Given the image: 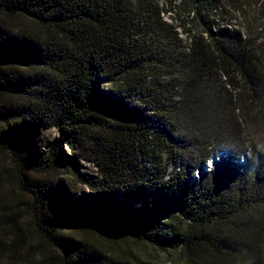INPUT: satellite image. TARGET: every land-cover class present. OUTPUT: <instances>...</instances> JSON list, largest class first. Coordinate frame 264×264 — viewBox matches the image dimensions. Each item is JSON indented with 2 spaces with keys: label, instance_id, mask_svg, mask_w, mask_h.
Returning <instances> with one entry per match:
<instances>
[{
  "label": "trees",
  "instance_id": "16d2710c",
  "mask_svg": "<svg viewBox=\"0 0 264 264\" xmlns=\"http://www.w3.org/2000/svg\"><path fill=\"white\" fill-rule=\"evenodd\" d=\"M166 5L0 0V181L28 198L0 186V245L32 232L53 264H158L91 233L173 264H264V48L220 23L221 0Z\"/></svg>",
  "mask_w": 264,
  "mask_h": 264
},
{
  "label": "rangeland",
  "instance_id": "374dc122",
  "mask_svg": "<svg viewBox=\"0 0 264 264\" xmlns=\"http://www.w3.org/2000/svg\"><path fill=\"white\" fill-rule=\"evenodd\" d=\"M158 1L161 7H166L167 0ZM222 1V17L220 23L230 29L240 31L246 36L250 37L260 48H264V0H221ZM165 18L178 28L181 32L176 41V46L179 53H184L187 48V41L185 35L182 33L181 21L178 17L170 19V14L165 13ZM196 30L195 24L192 26ZM161 82L167 86L169 79L163 78ZM256 138H264V127L252 131ZM54 134V132L52 133ZM68 151V149H67ZM8 166L7 157L0 155V170H6ZM172 164L171 168H174ZM211 167V164H208ZM82 171L87 172L93 176H99L97 170L92 165L84 164ZM11 172V171H10ZM66 178L68 181L75 183L81 188V185L76 179L68 173ZM5 177L0 181L1 190L4 193L10 194L18 198L20 203H27L28 198L21 195L15 184L8 182ZM9 231L3 230L0 232V240L8 236ZM30 241L20 250L16 247H11L8 242L0 245V264H53L56 256V251L51 247H47L39 237L30 232ZM86 240H91L95 245L101 246L109 254L125 258H137L142 260H149L158 264H173L174 255L170 252H165L153 248L152 246L142 244L134 241L131 237L119 238L116 242L107 243L101 241L94 234L85 233L81 235ZM4 241V240H3ZM17 251V253H16ZM264 261V256H263ZM50 262V263H48Z\"/></svg>",
  "mask_w": 264,
  "mask_h": 264
},
{
  "label": "clouds",
  "instance_id": "9594fccd",
  "mask_svg": "<svg viewBox=\"0 0 264 264\" xmlns=\"http://www.w3.org/2000/svg\"><path fill=\"white\" fill-rule=\"evenodd\" d=\"M255 150L257 153L259 154H264V142H257L256 145H255ZM246 161L241 159L239 161V163L243 164L245 163Z\"/></svg>",
  "mask_w": 264,
  "mask_h": 264
}]
</instances>
